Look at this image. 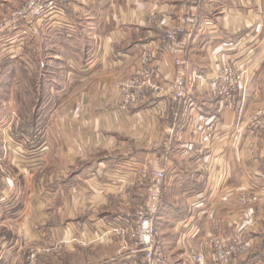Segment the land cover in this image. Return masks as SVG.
Wrapping results in <instances>:
<instances>
[{
	"label": "crops",
	"instance_id": "crops-1",
	"mask_svg": "<svg viewBox=\"0 0 264 264\" xmlns=\"http://www.w3.org/2000/svg\"><path fill=\"white\" fill-rule=\"evenodd\" d=\"M3 1V6L14 4ZM182 1L67 0L58 13L36 27L27 30L19 24L1 34L7 47L0 48V57L12 58L18 55L13 47L16 34L20 33L22 45L31 34L40 40L49 28H63L75 40V31L81 33L79 19L84 17V28L90 24L94 30L85 31L83 37L97 41L85 51L89 58L85 64L91 63L89 73L100 75L84 92L73 94L71 88L84 80H77L76 55L71 51L63 58L55 52L42 55L49 68L68 74L62 80H41L42 89L49 92L54 86L59 97L47 93L43 99L52 107L48 123L34 130L38 140L28 143L23 152L13 141L8 144L6 161L18 168L24 162V183L22 207L15 212L11 211L18 196L0 188V226L18 237L13 240L0 234V264H7L4 250L22 244L53 247L72 258L70 264L140 260L139 252H118L116 234L106 232L135 221L142 189L135 177L144 162L159 165L160 150H166L170 158L156 223L165 261L197 264L187 253L191 244L204 255L203 264H214L207 239L228 236L240 225L246 228L245 240L254 251L235 258L233 264H264V202L250 210L237 209L231 199L243 187L264 195V134L252 138L243 132L247 117L264 108V0H200L196 4L185 67L206 78L201 86H194L191 103L173 104L169 95L174 66L159 45L165 28L191 8L190 2L181 7ZM158 31L162 32L159 37ZM145 46L158 57L155 66L162 91L144 104L120 111L115 84L139 66ZM221 58L246 71L244 101L239 99L232 107H222L207 90L211 87L207 77L214 75ZM211 122L210 136L206 124ZM154 143L164 148H154Z\"/></svg>",
	"mask_w": 264,
	"mask_h": 264
},
{
	"label": "rangeland",
	"instance_id": "rangeland-1",
	"mask_svg": "<svg viewBox=\"0 0 264 264\" xmlns=\"http://www.w3.org/2000/svg\"><path fill=\"white\" fill-rule=\"evenodd\" d=\"M1 1L5 4L3 0H0V35L4 32H7L6 31L7 29L21 24V22L19 21L16 22L17 24L15 23V25H10L11 23L7 24V22H9V20L11 21L12 17H14V14L17 12V10H19L23 6L26 0H13L14 4L9 3L8 5H11L9 7L8 5H4V6L3 4L1 5ZM188 4H190L188 0H183L181 7L183 5H188ZM190 5H191V8L184 10L185 12L182 15H180L174 21V23L169 24L165 28V30L163 31V34H164L162 37L163 39H165V34L168 28L172 25L178 24L181 18H183L185 15H190L192 17L193 22H195L194 17L191 14V11L196 6L194 7L192 4ZM79 10H82V8H79ZM79 16L82 17V14L80 13ZM79 21L82 24L77 25L81 29V33L79 31H75L77 33V37H75V40L77 41L72 40V37L69 36V34L71 33L69 29L68 31L63 28H58L57 30L56 29L54 30L53 28H49L45 32V35L41 34L42 38H40V40H38V38L36 37H32L33 34H31V37L25 41V44L23 43L21 45V42L19 41L20 33H18L15 35V38H14L15 40L13 42V47L17 48L15 50H18V55L14 54L12 58L7 55L0 57L1 58L0 59V152H1L0 153V188L1 189L6 188L9 194L12 192L13 195L18 196L17 199L13 203L14 206L17 207V209H21L22 207L21 195H23L22 194V184L24 183V181H23V176H22L21 171L23 170L22 164L24 162H19V168L7 163L6 157L9 154V149H8L9 143L7 142L8 136H6L5 131L7 132V134H9L8 132L9 128H11L12 131L15 130V128L13 127V124L14 122L17 121L20 124L18 126L17 131L20 130L25 135L29 136V144H31L32 141H37L38 135L34 133V131H31L29 128L33 127L34 130H36V128L38 127L39 130L42 129L43 125L44 124L46 125L48 123L46 116H48L47 113L49 114V112H51V107H52L51 105L44 103L43 99L47 95V93L49 97L50 96L59 97L58 88L52 86L50 90H48L49 92H46L47 89L45 90L44 88L42 89L41 87V83H42L41 80L51 79L49 81L53 82V80L57 81V80L64 79V77L68 74L67 72L64 71V69H62V71L59 72L58 71L59 69L55 67L52 68L53 70L49 68L47 66L48 65L47 63H49L48 59L45 58V56L42 57V55L46 54L47 52L49 53L55 52L60 56V58H63L64 55L67 56L69 51H71L72 54H74V56L76 55V59H73V62L77 64V68H76L77 80L83 77H84V80L80 82V84L76 83L71 88L70 92L73 94L76 92H79L80 90L84 92L83 90L84 88H86L85 86H87V84L91 80H93L95 77L100 75L98 71H93L89 73L88 72L89 69H87V67L91 63H88V65L85 64L89 59V58L87 59V56L85 55V53L87 52L88 49L92 48L94 43H96L97 41L95 42L96 38L86 39L83 36H85V31L88 32V31L94 30V26H90V24L87 23L88 25L86 26L92 28L91 30H89L87 29L88 27L84 28L85 26H83L85 22L84 17L79 19ZM36 26L37 24L35 25V27ZM22 30H25V29H22ZM27 32H24L21 34L26 35ZM54 34H55V40L57 36L58 41H55L54 39H52ZM160 35H162V32L158 31L157 37H159ZM17 36L19 37L17 38ZM5 43H7L6 37H4V35H1L0 48L2 50H5L7 47ZM159 46H160L159 49L160 51H162V53L166 52L163 50V44L160 43ZM76 48L80 49L81 51H79L78 53ZM51 49L53 51L50 52ZM187 50H188V46H187ZM187 50L184 54L185 58L187 56ZM2 52L3 54H5L7 51H2ZM113 59L115 58L113 57ZM155 59L157 60L158 57L155 56ZM97 66L98 64L94 65V67H97ZM52 71H55L54 73L55 75L52 74ZM199 84L200 83H198V85ZM207 90L210 92V95L215 98V96L211 92V87L209 89V86H208ZM192 91H194V88ZM257 110L253 112L252 116L255 114ZM43 114H45L44 118L42 116ZM250 118L251 117L249 115L247 117V120H249ZM26 127H28V131L25 129ZM213 128H214V125H212L210 129L207 128L208 131H210L209 132L210 136L212 134L211 132L213 131ZM251 129H252V133L248 131L249 130L248 126H244L243 132H246V134H251L252 138L257 136V134H262V133L264 134V130L256 127V125H253ZM34 134L37 135V140L33 139ZM27 145H28V142L25 145V147ZM153 145H154V148H156L158 145L159 147L162 146V148H164L163 144L154 143ZM157 153L160 157L159 165L150 166L148 162H144V165H145L144 168L139 172L137 177H135V180L138 183V186L142 188L141 196L137 195V197L140 198V203L137 209L143 205V203L145 202L147 198L148 186L150 184V179L153 176L152 174L155 171H162V172L164 171L162 182L160 185L161 191H160L158 210L155 215V219L153 220V225H154L153 228L155 229V235L153 236L154 241L160 245L164 253L163 245L158 238L156 223H157V220H158L157 218L159 215V209H160L159 207L162 206V202L164 200L163 199L164 198L163 188H164V182L166 180V175H167L166 170L170 166L169 165L170 158L166 150H160V151H157ZM263 198H264V195H259L252 191L245 190L243 187L239 189L237 193L233 194V197L231 199L232 201L234 200L233 203L235 202L237 209L245 208V207L249 209L250 206L263 203L264 202ZM136 210H135V214H136ZM2 221L3 220L1 218L0 222ZM135 222H136V217H135ZM129 228L135 229L136 228L135 223ZM236 228L237 229L235 230V232L232 231L233 232L232 234L236 232L237 234L239 233L240 239L245 241L246 228L240 225ZM0 234L7 235L6 238L9 237L10 239H13V240L18 238L14 232L12 233V230H9V231L6 230L5 226L4 227L0 226ZM232 234L228 236H222V235L211 236L207 239V244L210 245V248H211L210 243L215 242L216 240L224 243L232 237L231 236ZM212 237H215V238H212ZM116 238L118 239V242H119L118 252L123 249H127L130 251L134 249L135 245H134L133 240L131 239L130 234L125 235L126 243L119 241L118 237ZM13 247L14 245L4 250L3 252V255L5 256L4 260L6 259L7 264H24V263L25 264H70L71 259H72V258H69V256H66L64 252H55L56 250H54L53 247L45 248V247H40L34 244H22L20 245V248H18V246H16L15 248ZM135 250H136L135 252L141 253L140 257L142 258L143 253L139 250V248ZM253 251H254V247L251 248V246H249V248L245 250L239 256H249L251 253H253ZM198 252L200 251L197 249V247L191 244L188 245L187 253H188L189 258L192 261H194L192 259V254L198 253ZM44 254H49V255H44ZM45 256H49V257L44 258ZM140 260L133 261L130 264H138Z\"/></svg>",
	"mask_w": 264,
	"mask_h": 264
},
{
	"label": "built area",
	"instance_id": "built-area-1",
	"mask_svg": "<svg viewBox=\"0 0 264 264\" xmlns=\"http://www.w3.org/2000/svg\"><path fill=\"white\" fill-rule=\"evenodd\" d=\"M67 0H26L23 6L17 10L11 21L7 24L15 25L21 22L25 29L30 30L44 18L60 11L61 5ZM194 7L200 0H188ZM17 24V23H16ZM9 25V26H10ZM195 23L190 15H185L180 22L168 28L165 39L162 40L163 50L166 51L174 66V77L170 85L169 99L174 104L180 100L185 104L191 103V94L195 85L202 83L206 78L202 74L190 71L185 67L186 58L184 54L187 50L189 39L191 38ZM139 66L133 73L115 84L119 93V110H125L129 106L146 103L152 95H158L162 91L160 85V71L155 66V57L149 46L142 48L138 57ZM245 70L235 62L221 58L220 65L210 78L211 92L219 100L222 107H232L240 99L244 101L246 93ZM157 79L158 81L154 80ZM20 124L16 121L13 124L15 130L5 131L7 142L13 141L20 151H25V145L29 143V136L22 131H17ZM213 123L206 124V129H210ZM264 130V108L258 109L255 114L247 121L246 126L252 131L251 127ZM207 129V130H208ZM11 135V137H10ZM37 140V135H33ZM3 156V155H2ZM141 165L139 172L144 168ZM164 171H155L150 179L147 198L143 205L136 210V222L127 226H116L106 233L116 234L119 241L125 242V235L130 234L134 242L135 252L137 248L143 253L138 264H170L165 261V255L160 245L154 241L155 229L153 220L158 210L160 198V185ZM9 194V193H8ZM135 223L136 228L130 229ZM237 232L232 237L222 243L221 241L211 242V259L214 264H233L234 259L247 250L250 246L248 241L240 239ZM215 238V237H212ZM126 243V242H125ZM124 250V249H123ZM192 259L198 264H203L205 257L203 254L193 253ZM25 264V263H24Z\"/></svg>",
	"mask_w": 264,
	"mask_h": 264
},
{
	"label": "trees",
	"instance_id": "trees-1",
	"mask_svg": "<svg viewBox=\"0 0 264 264\" xmlns=\"http://www.w3.org/2000/svg\"><path fill=\"white\" fill-rule=\"evenodd\" d=\"M29 129H30L31 131H34V128H33V127L29 128ZM17 210H18L17 207H14L13 210H12L11 212H13V211L15 212V211H17Z\"/></svg>",
	"mask_w": 264,
	"mask_h": 264
}]
</instances>
